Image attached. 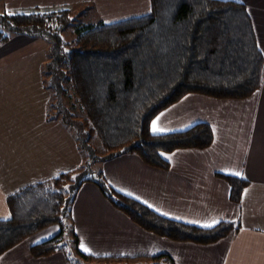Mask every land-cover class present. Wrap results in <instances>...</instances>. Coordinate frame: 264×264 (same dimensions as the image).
Instances as JSON below:
<instances>
[{
  "label": "trees",
  "instance_id": "obj_1",
  "mask_svg": "<svg viewBox=\"0 0 264 264\" xmlns=\"http://www.w3.org/2000/svg\"><path fill=\"white\" fill-rule=\"evenodd\" d=\"M7 13L0 15V47L11 40L12 33L43 36L49 42L54 61L50 66L52 78L48 84L43 78V84L50 94L48 109L57 107L50 89L58 93L60 116L48 120H59L66 126L63 117L73 120L72 110L80 108V128L86 138L80 140L75 134L85 163L132 154L150 168L167 171L170 155L207 150L215 134L208 123L186 131L155 134L151 127L157 117L191 95L245 101L263 87L264 54L249 12L241 3L150 0V11L145 15L89 25L79 22L70 10ZM70 28L75 31L71 43L62 35ZM55 76L58 85L53 84ZM77 176L76 169L64 172L8 196L11 218L0 220V258L59 226V235L31 246L33 258L63 253L68 264L77 262L74 256L85 264H101L102 259L80 252L75 234L74 256L64 252L72 208L89 184L114 209L157 238L205 246L234 230L231 222L203 228L166 217L114 189L102 173ZM218 176L229 184L231 202L240 204L249 183L238 177ZM114 260L120 264L128 259Z\"/></svg>",
  "mask_w": 264,
  "mask_h": 264
},
{
  "label": "crops",
  "instance_id": "obj_2",
  "mask_svg": "<svg viewBox=\"0 0 264 264\" xmlns=\"http://www.w3.org/2000/svg\"><path fill=\"white\" fill-rule=\"evenodd\" d=\"M85 1L17 0L15 9H54ZM224 1L246 6L264 54V0ZM149 11V0L141 8L128 2L113 6L103 20L111 24ZM21 42L0 54V58L8 54L7 61H0V220L11 218L7 205L10 194L73 171L83 161L73 131L47 120L50 94L40 74L45 43L39 38ZM153 122L164 129L155 134L208 123L215 140L207 150L170 155L167 171L150 168L137 156L124 154L99 167L106 180L120 193L166 217L200 227L213 221H219L213 227L231 222L233 232L205 246L157 238L114 209L89 184L81 190L67 223L72 244L75 234L80 252L102 259L101 264H119L114 258L128 259L120 264H264V83L255 97L245 101L188 96ZM235 172L241 175H233ZM218 174L249 183L240 204L231 202L230 186ZM45 232L1 257L0 264H68L63 253L32 257L31 246L59 235L61 228ZM81 244L90 252L83 251ZM64 252L69 251L66 248Z\"/></svg>",
  "mask_w": 264,
  "mask_h": 264
},
{
  "label": "rangeland",
  "instance_id": "obj_3",
  "mask_svg": "<svg viewBox=\"0 0 264 264\" xmlns=\"http://www.w3.org/2000/svg\"><path fill=\"white\" fill-rule=\"evenodd\" d=\"M17 0H0V15H2L3 13L6 12H11V13H31V12H52L50 10H55V11H59V10H70L71 14L73 17L77 16L79 18V22H82L85 25H89V24H96L98 22H105V20H103L105 17L109 16L108 14V10L111 9L113 6H117L119 7L120 5H125L128 2L132 3V6L136 7H143V4L146 3V0H105V1H100L99 2H95L94 0H86L85 2H80L79 4H72V5H66L63 7H55L54 9H33L32 11H17V9H15V4H16ZM108 2V4H107ZM109 3H114V5H111V7H109ZM149 4H150V0H149ZM145 7V6H144ZM74 29L70 28L69 30L65 31L62 35L65 38V41L71 43L73 41V38L75 37L74 35ZM12 38L10 41H12L11 43L7 44L4 43L1 45L0 47V54L2 53H6L7 50H9L11 47H14V43L17 42L23 44V42L21 41H26V40H32V38H39L40 40L43 41V43H45V63L43 64L42 68L40 69V74L42 76V78L45 79V84L51 83V74H52V68H50V66L53 64V60L51 58V47L49 42L47 41V39L43 36H39V37H34L31 34H11ZM9 41V42H10ZM9 47V48H8ZM8 48V49H7ZM1 57V56H0ZM8 60V54L6 55L5 58H0V61L5 62ZM44 60V59H43ZM59 84V78L57 76H55V80H53V84L58 85ZM50 91L52 92L51 94H53L54 96V101L56 102L57 107L55 108V106H53L52 108L47 110V120L49 118H57L60 116L58 115V106H59V100H57L59 98L58 93H55L54 90L50 89ZM57 97V99H56ZM73 113V120H70L68 117V120H65V117H63L64 121H66V127H69V129H71V131H73V136L75 137L76 141L77 140V134L80 140H85L86 135L84 134V132L82 131L81 127V118H79L80 113V108L78 106H75V108L72 110ZM49 115V116H48ZM62 117V116H61ZM60 119V118H59ZM62 119V118H61ZM49 121V120H48ZM62 121V120H61ZM50 122V121H49ZM55 122H59L60 121H55ZM61 125L64 126V123H60ZM77 132V134H75ZM78 143V142H77ZM80 143V142H79ZM81 145V143L79 144ZM80 148V146H79ZM85 158V156H84ZM83 158V161L80 165L79 168L76 169V172L78 173L77 178L79 177H83L84 174H90V175H94L97 176L101 173V169H99V167L101 168L103 165V162H99V160H92L90 162H86L85 163V159ZM92 158V157H91ZM68 240V245L66 246V248L68 249L69 253H72L74 256V245L72 244V242L70 241V239L68 238V236L66 237ZM73 258L77 259V262L75 264H85L86 262H84L82 259H79V256H74ZM82 261V262H81Z\"/></svg>",
  "mask_w": 264,
  "mask_h": 264
},
{
  "label": "snow or ice",
  "instance_id": "obj_4",
  "mask_svg": "<svg viewBox=\"0 0 264 264\" xmlns=\"http://www.w3.org/2000/svg\"><path fill=\"white\" fill-rule=\"evenodd\" d=\"M7 14H8V15H13L14 13L9 12V13H7ZM152 131H153L154 133H161V132L164 131V129L158 127L157 124H156L155 122H153V125H152ZM162 155H163V154H162ZM169 159H170V157H169ZM233 175H237V176H239V175H241V174H240L239 172H235V173H233ZM137 199H139V198L137 197ZM218 222H219V221H213V223L205 224V225H203V227L210 228V227H213L214 224H215V223H218ZM81 248H82V250L85 251V252H90V249H89L88 247H86L85 245H83V244H81Z\"/></svg>",
  "mask_w": 264,
  "mask_h": 264
}]
</instances>
